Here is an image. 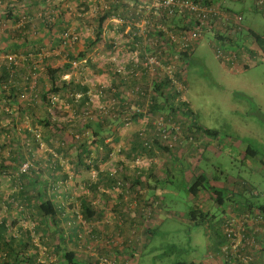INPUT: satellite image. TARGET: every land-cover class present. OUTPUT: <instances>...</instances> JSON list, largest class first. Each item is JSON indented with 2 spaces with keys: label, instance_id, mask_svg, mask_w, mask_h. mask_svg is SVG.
Instances as JSON below:
<instances>
[{
  "label": "trees",
  "instance_id": "trees-1",
  "mask_svg": "<svg viewBox=\"0 0 264 264\" xmlns=\"http://www.w3.org/2000/svg\"><path fill=\"white\" fill-rule=\"evenodd\" d=\"M16 1L17 10L15 2L0 0V55L15 53L16 57L24 56L23 59L17 58L18 64L0 60V133L6 134L3 137L2 147H9L8 153L3 156V149H0V178L4 175L14 184V190L0 202L4 205V211L15 209L26 214L32 220L34 229L30 231L17 227L15 222H9L5 216L1 217L0 212V264H93L78 259L75 252L67 249L66 242L70 239V235L64 234L63 230L69 229L71 224L70 219L65 217L63 212L67 208L73 215H80L82 220L92 223L103 214V205L116 217L119 216L120 221L127 219L131 210L136 211L131 220L137 223L138 220L139 222L144 220L143 214L146 210L149 212V221L143 228L133 222L136 224L133 235L110 248L121 250L125 246L130 250L128 256L132 255V258L137 259L142 255L146 243L157 232V228L151 229L153 226L150 227L148 224L159 212V197L167 196L169 191L165 188L174 184L173 178L176 176L180 177L179 193L184 194V197L194 198L199 194L201 196L205 194L209 197V202L220 211L219 219L216 220L212 215L210 216L208 210L199 211L197 217L194 216L196 220L193 217L194 221L191 220L192 225L205 226L208 231L207 237L212 241L216 239L217 244L224 239L220 227L227 213L242 214L251 209L264 213V202L260 201L256 190L248 182L229 176L224 179L219 172L221 167H213L215 170L213 176L204 172L208 167V164L205 166L204 163L208 159L207 151L212 150L218 155L222 150L214 144L211 146V142L218 137V132L200 126L183 97L186 88V64L195 44L174 58L176 60L174 77L177 86L171 85V81L166 77L160 80L153 78L150 79V84L145 81L140 85L141 91L146 92L144 95L134 92L130 100L125 95L129 86L121 85V78L111 70L110 73L107 72L109 83L103 85L86 82L83 77L85 73H79L78 76L71 74L69 62L80 61L83 55L69 56L67 64L61 67L50 66L49 57L43 59L40 57L45 44L41 39L36 41L40 30L34 27L31 21L34 13L36 14L42 3L45 5L44 10L50 14L55 13L53 15L55 19L50 21L48 18L41 27L43 32L53 34L58 28L57 18L64 15L61 11L62 4L73 0H62L57 4L55 0ZM75 1L81 4L87 2ZM29 3H32L30 12L27 9ZM113 11L115 8L108 7L104 11H98L93 18L97 25L92 45L102 43L100 30L104 22L111 18ZM233 13L241 16L239 12ZM242 28L241 26L238 32L230 29L228 35H216L224 43L222 55L216 58L232 70L247 69L251 62L264 61V34L251 30H248L247 34L242 33ZM211 39L212 43H210L213 46V37ZM83 42L86 46V41ZM250 43L252 47H249ZM214 54L216 55L217 51H214ZM78 70L85 71L81 67ZM27 71L30 74H39L35 87L38 95L29 99L28 95L22 100L18 91L30 77ZM65 75L68 77L63 78ZM135 83L138 84L136 81ZM52 98H56L57 102L59 100L70 108L68 122L65 117L56 121L50 115L54 107ZM95 99L99 100L96 105L93 104ZM87 112L90 114L85 117L84 113ZM26 118L33 127L40 126L41 131L33 134L31 129L28 131L27 128L20 127L22 123H27ZM129 118L130 124L134 121L141 122L144 118L142 128L132 131V136L124 140L122 147L117 148L118 151L109 148L106 139L110 137L113 142V137L118 135L116 128L122 129L126 125L125 122H129ZM156 119H161V128L155 127ZM3 120L7 123L4 124ZM106 127H108L107 134L104 130ZM67 133H70L68 135L70 140L65 139ZM37 134L39 135L36 136ZM38 141L50 148V151H45L47 154L44 161L48 162L47 168H49L46 172L40 169L42 156L41 158L37 154L33 157L29 156L30 151H37ZM25 153L28 154L27 157L24 156ZM111 154H114L115 159L110 165L100 169L99 163L108 162L112 157ZM240 155L243 160L246 157H255L256 153L247 147V150L240 152ZM121 157L124 160H121ZM137 158L146 162L140 170H137L138 167L129 168L124 165L125 161L133 162ZM25 159L31 162V166L27 173L15 178L18 165ZM60 160H65L69 174L62 171L58 163ZM260 163L264 167V159ZM186 171L189 172V179L184 183L182 175L184 176ZM90 172L93 173V177L81 180L82 175ZM159 172L165 177L159 179L158 176H161ZM44 174L50 178L45 179ZM40 178L42 179L39 181ZM77 179L82 182L81 193L76 196L80 197L77 199L78 206L73 202L65 205L71 191L64 189L66 187L71 189L73 186L69 185L70 180ZM75 185L78 186L77 183ZM116 187L118 191L115 195H110L109 192ZM55 197H64V199L56 200ZM109 197H116L114 203ZM94 199L97 200L95 204L92 203ZM130 204L134 206L130 207ZM224 205L227 206L224 208ZM75 209H77L76 213ZM172 215L167 213V216ZM190 215L188 217H191ZM123 223L131 222L125 220ZM123 230L124 228L121 229ZM41 232H44L45 237L48 238V241H40L44 247V262L38 260V250L32 243L33 235L42 239ZM257 242L259 248L252 252L254 254L252 264H257L260 256L264 259V239ZM99 244L100 242L96 243L98 246ZM139 250L141 254L137 255ZM47 256L52 257L53 261H48ZM126 261L131 262L133 259ZM174 264L207 263L177 261Z\"/></svg>",
  "mask_w": 264,
  "mask_h": 264
},
{
  "label": "rangeland",
  "instance_id": "rangeland-1",
  "mask_svg": "<svg viewBox=\"0 0 264 264\" xmlns=\"http://www.w3.org/2000/svg\"><path fill=\"white\" fill-rule=\"evenodd\" d=\"M218 4L223 8L228 6L233 12L239 11L241 13L242 33L247 34L248 30H252L258 34H264V8L255 7L253 0H227V2L223 1L224 5L221 2ZM82 35L84 34L82 33ZM211 38L210 33H205L203 38L195 43L186 64V88L183 91V97L192 110L197 123L203 128L218 132V137L214 139L216 143L212 141L211 146L214 144L222 151L218 155L212 150L207 151L206 157L208 159L204 163L205 166L208 164V167L204 172L206 175L213 176L215 173L213 167H221L219 172L224 179L229 176L248 182L256 190L260 201L264 202V199H261L264 197V167L260 163L264 159V61L251 62L247 69L232 70L216 58L214 47L211 45ZM103 63V60L99 61L98 66L102 67ZM87 74L86 72L83 77L86 78ZM76 75L78 76L79 73ZM92 75L91 81H95L96 84L109 83L105 74L92 73ZM95 100L94 104L96 105L99 100ZM53 104L54 107L50 115L56 121L65 117L66 122H68L70 108L59 100L58 102L53 101ZM3 123L6 124V120H3ZM21 125L20 127L27 128L28 131L31 129L33 134L41 131L40 126L33 127L29 120ZM142 125V121H134L129 126L123 127L120 133L135 131L142 128ZM69 134L65 135V139L70 140ZM4 136V133H0L2 156L8 153L9 148L7 146L2 147ZM38 144L37 151L39 153L50 151L45 143L38 141ZM247 147H250L256 156L246 157L242 160L240 152H245ZM24 156L26 157L25 154ZM114 159L113 154L108 162L99 163L100 169L110 165ZM25 161L29 162L28 159ZM60 163L66 165L65 160H60ZM64 167L66 168V166ZM16 175L18 174H15L14 177ZM44 176L47 175L44 174ZM87 177H93V173L84 174V178ZM173 182V185L165 188L169 191L167 196L159 197V214L162 220L160 219L161 222L153 238L143 248L142 255L135 260L137 264H174L177 261L198 263L204 261L208 256V231L205 226L192 225V222L196 220L198 213L195 212L197 211L208 210L214 219H219L220 211L212 202L207 200L208 196L205 194V200L208 202H205L204 197H199L200 201H196L197 199L193 202L187 201V197L179 193L180 177L173 178ZM76 183L77 188L79 187V193L82 183L80 179L70 180L69 185L73 186L72 190L68 187L64 190L71 191L72 195L73 192L76 194L74 189ZM13 185L11 179L4 175L0 178V201L6 199L14 190ZM116 191L118 190L113 189L109 193L115 195ZM226 206L224 205V208ZM0 212L7 214L8 221L15 222L17 227L20 226L30 231L34 229L32 220L26 214L20 213L19 210L4 211V205L0 202ZM168 212L175 216H167ZM189 214L191 217H188ZM139 224L140 228H143L146 222ZM74 236L76 237V235ZM40 241L38 236L33 235L32 243L38 250V258L44 261V247ZM76 241L79 243L80 240L76 239Z\"/></svg>",
  "mask_w": 264,
  "mask_h": 264
},
{
  "label": "built area",
  "instance_id": "built-area-1",
  "mask_svg": "<svg viewBox=\"0 0 264 264\" xmlns=\"http://www.w3.org/2000/svg\"><path fill=\"white\" fill-rule=\"evenodd\" d=\"M253 3L259 9L264 8V0H253ZM122 6L123 15L110 20L112 30L118 37H111V48L106 61L110 64L109 70L121 78L120 84L129 86L125 95L130 100L134 92L144 95L146 92L141 91L140 85L145 81L150 84V79L153 78L160 80L166 77L171 85L177 86L174 58L202 39L206 32L212 35L214 51H217L216 57H219L224 43L216 35H228L230 29L235 32L241 29L242 17L226 11L215 0H123ZM107 8L104 2L98 7L99 11ZM53 15L55 13H49L46 20L50 18L53 21ZM60 38L64 44L78 41V35L68 32L62 33ZM224 51L226 52L225 49ZM17 58L20 59L16 54L0 55V60H7L12 64H16ZM83 63L79 60L70 61L71 74L80 73L78 69L84 68ZM86 82L94 84L91 79ZM19 98L23 100L26 95L21 94ZM51 100L53 102L56 98ZM84 114L86 117L90 112ZM143 120L144 118L141 121ZM130 121L129 118L124 127L129 126ZM161 126V119H156L155 127ZM161 131L163 133L164 130ZM141 163L142 159L138 158L132 162L134 167H140ZM30 166V162L23 161L17 174L27 173ZM220 229L225 241L220 248L222 264H252V252L259 248L257 241L264 239V213L253 209L242 214L227 213ZM115 238L108 239L104 245L110 249L121 242L119 233ZM97 264L115 263L106 256H100ZM127 264L137 262L133 260Z\"/></svg>",
  "mask_w": 264,
  "mask_h": 264
},
{
  "label": "crops",
  "instance_id": "crops-1",
  "mask_svg": "<svg viewBox=\"0 0 264 264\" xmlns=\"http://www.w3.org/2000/svg\"><path fill=\"white\" fill-rule=\"evenodd\" d=\"M14 5L16 6L15 9L17 10L18 5H17V1L16 0H11ZM62 0H55V4L61 2ZM86 4H81V2L79 1H71L70 3H66L64 2L62 4V8L61 11H63L64 15H60L59 18H57V31L56 33H49L47 34L46 32H43V29L41 28L43 26V24L46 22V17L49 14V12L47 10H44L45 5L44 3H42V5L40 6V8L38 9V11L36 12V14L34 13V18H32V23L34 27H37V29H39L40 34L39 37L36 39L37 40H43L45 46L43 49V53L40 56L42 59L43 58H50V66H56V67H61L63 64H67L66 62L68 61L69 56L72 57H76L77 55H81L80 57H82L83 55V59L80 60L81 63H83L84 67H86V69H82L84 72H80V73H88L86 76V80L87 79H91L92 73L89 72H93V70H95V72H93L94 74L96 73H102L107 75V72L110 73V64H107L106 61V56L108 54V50L111 48V37L113 38H117L118 36H116V32H114L112 29V24L110 23V20L114 17H118V16H122L123 13L122 11L124 10V7L122 6V1L123 0H86ZM216 2H221L222 5L223 1L227 2V0H215ZM235 1H240V0H235ZM103 2L106 4L107 7H110V9H114L115 11L111 12V18L107 21L104 22L102 29H106V31H102V29L100 30L101 32V42L99 44H95L92 45V41L95 40L93 38V36H95V29H96V25L97 23H94L93 18L95 17V15H97L98 13V7L99 5L103 4ZM23 4H28V3H23ZM32 3H29V6H27L28 8V12H30L31 10V5ZM103 6V5H102ZM42 8V10H41ZM54 9V8H53ZM59 9V6H58ZM228 11H232L230 10V8L227 6V8H224ZM55 10V9H54ZM50 12L52 10H49ZM111 11V10H110ZM233 12V11H232ZM239 12V11H238ZM114 13V14H113ZM240 13V12H239ZM82 16V17H81ZM87 18V19H86ZM88 18H91V20H89ZM85 31V33H84ZM252 31V30H251ZM64 32H68L69 34H75L78 35V41L76 43H71V44H64L62 42V40H60L61 38H59L61 36L62 33ZM43 33V34H42ZM82 33L84 35H82ZM115 36V37H114ZM85 45L84 46V42ZM249 42V40H247ZM247 43V42H246ZM252 47V44L250 43V46ZM84 52V53H83ZM4 53H2L3 55ZM15 54V53H13ZM20 57V59H23V55H18ZM87 58V60L90 62L87 63V60L85 59ZM80 59V58H79ZM103 60V65L102 67L98 66L99 61ZM16 64H18V60L16 61ZM92 66V67H91ZM27 74L30 75V77L28 78V80H26V84H24L22 86L21 89H19L18 91V95L20 97L21 94H25L26 97L29 95L28 99L31 96H35L36 94L38 95V91H36V82H37V74H30L29 71L26 72ZM26 74V75H27ZM25 79V77H24ZM94 84H96L95 81H93ZM98 84V83H97ZM26 120H29L28 118H26ZM107 128L106 127L105 133L107 134ZM119 130V131H118ZM116 132L118 133L117 137H113V142H112V138H107L106 139V143H109V148L111 149H117L122 147V145L124 144V140L126 138H128L129 136H132V131L129 133H120L121 132V128L117 129L116 128ZM131 138V137H130ZM129 138V139H130ZM30 151V150H29ZM38 151L34 152V151H30L29 156L33 157L36 154L39 155V157L41 158L42 156V161L40 163V169L41 171H45L47 168V163L46 161H44V157H46L45 153H37ZM93 154V152H92ZM26 157L28 156L27 153H25ZM121 160H124L122 157L120 158ZM33 160V159H32ZM157 160V159H156ZM158 161V160H157ZM58 163L61 166L62 171L64 170L65 173H68V165L64 164L61 165L60 161H58ZM146 162L142 161L141 166L138 167L137 170H140L143 166H145ZM52 165V163H51ZM124 165L126 167L129 168H135L132 164V162H124ZM66 166V168L64 167ZM158 167V165H157ZM160 168V167H159ZM17 168V172H18ZM133 171V170H131ZM17 172L15 174H17ZM161 176H158L159 179H162L163 177H165L164 174H162L161 172H159ZM189 172L186 171L184 176L182 175V179L183 182L186 183V181H188L189 179ZM14 174V175H15ZM69 174V173H68ZM20 175H16L15 177L17 178ZM44 176V175H43ZM45 179H49L50 176H44ZM42 178L39 179V181ZM84 179V175H82L81 180ZM14 180V179H13ZM14 186V185H13ZM79 188V187H78ZM78 188L77 186L74 188L76 190V194L71 195L68 198V202L65 205H70L72 202L74 203V205L76 204L78 206V201L77 199L80 197H76L77 195H79L81 193V191H79L80 193L78 194ZM181 194V193H180ZM74 196V197H73ZM199 197H204L203 195L201 196L200 194L197 197H187V201H200V199H198ZM56 200H61L64 199V197H55ZM116 197H109L110 200L113 201L115 200ZM206 197H204L205 200ZM209 200V197H207ZM124 200H126L125 197H123ZM203 200V201H204ZM207 200H205V202H208ZM151 201V200H150ZM92 203H97V200L94 199L92 201ZM195 206V205H194ZM104 208L103 210V214L100 216V218L92 223H87L84 220H82L80 215H73L72 212L69 209H65L63 212V215H65V217H68L69 222H70V228H65L64 234L70 235V239H67V249L72 250L73 252H75L76 256L78 259L83 260V261H88L89 263H93V264H97V261L99 259L100 256H106L108 257L111 261H113L115 264H127L129 261L126 260H136L135 258H132V255L128 256V253L130 252V250H128V248H124L119 250V249H114L111 250L109 248H107L104 243L107 242L108 239L112 238L113 236L116 235L117 233H119L120 235V240L121 241H125V238H127L128 236L133 235V229L135 227V225L137 224L138 226L140 225L139 221L138 223L136 221L131 220V218H133V215L135 214L136 211L131 210L130 214V218L127 217L128 222L131 223H123L124 221H120V217H116L115 214H113L111 212L110 209L105 208V205L102 206ZM130 207H133L130 204ZM197 207V206H196ZM77 209H75V213H76ZM201 211V210H200ZM142 212V211H141ZM199 211L195 212L198 213ZM149 212L146 210V213L143 214L144 220H140L141 223L143 222H148V214ZM1 217L5 216L7 218V214H3L1 213ZM8 219V218H7ZM160 214L159 212H157V214L155 215V218L153 220H151V223H149L148 225L150 227L153 226V228H157L158 229V224L161 222L160 220ZM216 220V219H215ZM214 220V222H215ZM133 222H135L136 224H134ZM131 225V226H130ZM123 231H121V229H123ZM218 230H219V226H218ZM220 231V230H219ZM115 232V234H113ZM123 232V233H122ZM42 233V239L40 238L39 240L41 241H48V238L45 237L44 232ZM76 235V237L74 236ZM66 236V235H65ZM51 237V236H49ZM78 238V239H77ZM86 238V239H85ZM98 238V239H97ZM76 239L79 241V243H77ZM92 239V241H91ZM81 242V243H80ZM97 242H100L99 246L96 245ZM217 240L214 239L213 241L210 239V237H207V245H208V256H206L207 258L204 260L207 264H222L221 262V257H220V248L225 244L224 239L222 240V242H220L219 244H217ZM141 254V250L138 251L137 255ZM44 255V253H43ZM48 257V256H47ZM44 259V257H43ZM39 260V258H38ZM48 261H53L52 257H48L47 259ZM46 260V261H47ZM41 261V260H39ZM45 261V259H44ZM41 261V262H44ZM47 261V262H48ZM257 264H264V259L259 258V261Z\"/></svg>",
  "mask_w": 264,
  "mask_h": 264
},
{
  "label": "clouds",
  "instance_id": "clouds-1",
  "mask_svg": "<svg viewBox=\"0 0 264 264\" xmlns=\"http://www.w3.org/2000/svg\"><path fill=\"white\" fill-rule=\"evenodd\" d=\"M5 134V133H4ZM5 136H6V134H5ZM20 167V166H19ZM18 173V172H17ZM22 175V174H21Z\"/></svg>",
  "mask_w": 264,
  "mask_h": 264
}]
</instances>
